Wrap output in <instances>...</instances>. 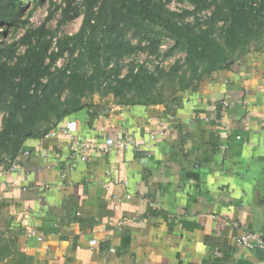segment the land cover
I'll list each match as a JSON object with an SVG mask.
<instances>
[{"label": "crops", "instance_id": "1", "mask_svg": "<svg viewBox=\"0 0 264 264\" xmlns=\"http://www.w3.org/2000/svg\"><path fill=\"white\" fill-rule=\"evenodd\" d=\"M70 122L0 161V264H264L235 241L264 233V49ZM131 135L147 143L103 150Z\"/></svg>", "mask_w": 264, "mask_h": 264}, {"label": "trees", "instance_id": "2", "mask_svg": "<svg viewBox=\"0 0 264 264\" xmlns=\"http://www.w3.org/2000/svg\"><path fill=\"white\" fill-rule=\"evenodd\" d=\"M19 1L0 0V28L20 21ZM65 1L70 4L73 0ZM88 1L80 29L69 37L80 44L83 51L73 65L62 70L63 78L59 76V80L54 82L51 72V66L64 54L63 43H60L58 52L50 51L53 40L44 32L45 23L28 30L22 37L21 41L27 48L18 63L9 65L4 61L0 64V106H9L7 115L3 117L4 126L0 129V158L17 154L27 137L46 135L51 129L70 123L77 113L89 112L95 105L82 102V97L89 92L107 87L106 93L112 92L116 98L123 99L119 104L147 107L161 103L162 100L150 95L155 74H144L133 68L129 74L120 77L122 65L119 59L123 54L135 52L136 45L124 40L123 35L116 36L110 44H106V35L102 41L95 37L104 19L106 24L102 25V33L125 26L129 16H138L154 24L162 23L165 16L156 0H102L99 5L100 0ZM211 1L194 0V3L196 9H203ZM217 1L218 10L224 14L227 24L223 42L213 37L210 29L197 33L189 24L184 25L173 18H167L165 22L175 45L180 44L186 50V62L192 69L188 78L183 76V91L202 75H210L234 63L249 52L244 49L251 39L258 32L263 33L260 28L264 26V0ZM97 5L98 10L95 11ZM10 49L15 51L14 46ZM105 51L108 54L104 57ZM48 57L50 61L47 63ZM114 61L115 66L109 67ZM112 78H115L114 84ZM63 81L71 90V96L65 100H61L60 92L57 93ZM141 95L146 98H140Z\"/></svg>", "mask_w": 264, "mask_h": 264}, {"label": "rangeland", "instance_id": "3", "mask_svg": "<svg viewBox=\"0 0 264 264\" xmlns=\"http://www.w3.org/2000/svg\"><path fill=\"white\" fill-rule=\"evenodd\" d=\"M101 2L102 0L98 5ZM156 2L165 16L162 23L154 24L138 16H129L127 23H124L125 26L122 25L118 29L102 33V25L106 24L104 19L99 26L100 31L96 33L95 37L102 41L103 36L106 35V44H110L116 36L123 35L124 40H129L133 45H136L135 52L123 54L120 57L122 65L120 77L129 74L133 68L144 74H155V80L150 86L152 89L150 95L152 98L155 96L162 100L161 103H165L172 100L181 91L185 78H188L192 72L191 66L186 62V50L180 44L175 45V39L170 35L171 31L165 24L167 18H173L174 21L184 25L189 24L192 30L197 33L210 29L212 36L220 42L224 41V29L227 24L223 17L224 14L218 10L219 2L217 0L211 1L203 9H196L194 0H156ZM88 4V0H73L70 4L65 0H20L18 7V11L21 13L20 21L17 24L10 23L0 28V64L4 61L9 65L18 63L19 57L24 54L27 48V45L21 41L22 37L28 30L36 29L45 23L44 32L47 38L53 40L50 51L58 52L61 49L60 43H63L64 54L60 55L51 66L54 82L59 80V76L63 78L62 70L67 65H73L83 51L81 45L69 37L80 29ZM98 5L95 7V11L98 10ZM260 30L263 33L258 32L244 50L264 49V26ZM11 46H14V52H11ZM107 54L108 51H105L104 57ZM49 61L50 57L47 58V63ZM115 64L116 61L112 62L109 67L115 66ZM184 72H187L186 75ZM114 79L112 78L113 84L115 83ZM46 81L45 78L44 82ZM106 89L107 87H104L89 92L82 97V102L94 104L98 109L114 104L129 105L119 104L118 102L123 99L116 98L112 92L106 93ZM58 92L61 94V100L71 96V90L64 81ZM140 98L145 99L146 97L141 95ZM8 111L9 106L7 108L0 106V129L4 126L3 117L7 115ZM43 127H46V124ZM3 157L0 158V161L3 160Z\"/></svg>", "mask_w": 264, "mask_h": 264}, {"label": "built area", "instance_id": "4", "mask_svg": "<svg viewBox=\"0 0 264 264\" xmlns=\"http://www.w3.org/2000/svg\"><path fill=\"white\" fill-rule=\"evenodd\" d=\"M61 131L69 136H73V133L77 130V124L74 122H70L60 128H56L50 132V134H55V131ZM49 134V135H50ZM147 143V140L135 139L132 135L126 137L123 140H116L112 137H108L106 139V145L104 146L103 150L108 152L112 148H118L127 150L130 148L138 149ZM78 147L80 149H85L86 145L84 143L79 142ZM83 158L86 159V156L83 155ZM236 243L242 247L249 248V249H258L264 250V233L257 232V231H246L245 233L236 237Z\"/></svg>", "mask_w": 264, "mask_h": 264}]
</instances>
